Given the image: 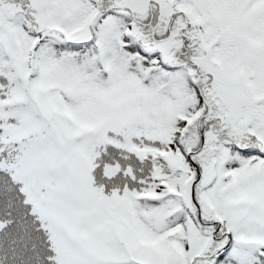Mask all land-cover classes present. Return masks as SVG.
Instances as JSON below:
<instances>
[{
  "label": "snow or ice",
  "instance_id": "snow-or-ice-1",
  "mask_svg": "<svg viewBox=\"0 0 264 264\" xmlns=\"http://www.w3.org/2000/svg\"><path fill=\"white\" fill-rule=\"evenodd\" d=\"M0 264H264V0H0Z\"/></svg>",
  "mask_w": 264,
  "mask_h": 264
}]
</instances>
